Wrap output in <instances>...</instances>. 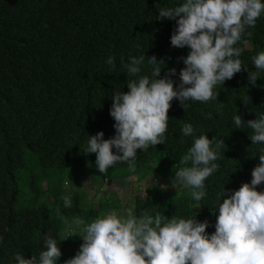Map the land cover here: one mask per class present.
<instances>
[{
    "label": "trees",
    "instance_id": "1",
    "mask_svg": "<svg viewBox=\"0 0 264 264\" xmlns=\"http://www.w3.org/2000/svg\"><path fill=\"white\" fill-rule=\"evenodd\" d=\"M183 2L0 0V264H16L18 251L27 259L33 254L38 257L49 233L58 239L62 252L57 264H65L83 244L76 236L83 234V226L75 221L83 219L88 224L102 218L99 210L120 217H126L131 209L137 216L148 211L169 219L175 215L206 220L211 235L219 215L218 195L225 188L224 198H228L243 183L251 182L264 144L252 145L251 130L246 123L235 128L233 117L239 114L247 122L264 113V72L253 86L248 71H256L252 58L264 51V14L254 28L246 30L252 32L251 37H244L247 44L237 45L244 49L241 59L248 70L217 86L218 99L189 101L187 112L174 100L165 144L138 151L134 167L117 164L105 175L95 168L96 155L84 154L88 136L102 131L104 138L110 139L116 134L110 116L111 95L115 89L127 92V80L131 79L121 58L129 63L131 57L156 56L166 64L161 65L165 67L161 78L175 68L177 74L171 79L179 87V72L185 67L181 58L190 49L173 47L176 21L157 17L160 8H174ZM109 56L114 57V70L106 62ZM150 71L145 60L141 75H150ZM185 123L192 124L193 136L182 135ZM204 134L209 139L222 138L226 146L216 161L218 171L205 181L207 195L201 201L191 198L190 188L178 187L180 194H173L168 187L155 186L150 195L136 194L128 209H123L114 191H110L112 198L98 200V206L92 208L85 203L86 195L84 201L78 195L83 189L65 188L64 173L75 174L77 180L86 178L92 185L104 180L109 186L124 184L130 178L136 186L153 178L154 184L158 177L171 186L180 159L194 138ZM27 157L38 173L30 175V196L25 199L20 195L18 172ZM257 190L264 192V184ZM65 195L71 199L67 208L61 198ZM64 226L68 230L62 236Z\"/></svg>",
    "mask_w": 264,
    "mask_h": 264
},
{
    "label": "clouds",
    "instance_id": "2",
    "mask_svg": "<svg viewBox=\"0 0 264 264\" xmlns=\"http://www.w3.org/2000/svg\"><path fill=\"white\" fill-rule=\"evenodd\" d=\"M158 11L157 19L177 23L171 45L190 49L181 58L185 67L179 72V87L171 79L177 74L175 68L161 78L164 60L141 55L124 63L121 58L131 79L127 80V92L115 89L111 95L110 116L115 121L116 134L110 139H105L102 131L88 136L83 149L86 155H96L95 168L103 175L117 164L134 167L138 151L146 152L149 146L165 144L174 100H179L187 112L189 101L207 103L218 99L217 86L248 70L241 59L244 49L237 45L247 44L244 37H251L252 32L246 30L254 28L264 14V3L261 0H184L180 6ZM145 60L151 68L150 75H141ZM252 60L256 71L248 70L249 82L256 86L264 72V51ZM106 62L115 69L114 57L109 56ZM233 121L237 129L246 123L251 130L252 145L264 144V113L247 122L238 114ZM181 132L185 137L193 136L194 128L191 123H185ZM225 146L222 138L209 139L207 134L194 138L179 161L172 187L190 188L193 200H203L207 195L205 181L218 171L220 166L216 161ZM258 158L250 183H243L228 198H224L225 188L218 195L221 202L216 210L219 215L213 234L207 233L206 220L199 222L196 218L175 215L169 219L148 211L137 216L131 209L126 217L109 213L88 224L78 219L75 223L83 226V234L76 236L83 239V244L65 264H264V192L257 190L264 184V154ZM61 198L64 207L71 206L69 196ZM72 237L69 232V238ZM43 249L38 257L33 254L31 259L18 251L14 260L16 264H57L62 252L58 239L51 233L44 237Z\"/></svg>",
    "mask_w": 264,
    "mask_h": 264
},
{
    "label": "rangeland",
    "instance_id": "3",
    "mask_svg": "<svg viewBox=\"0 0 264 264\" xmlns=\"http://www.w3.org/2000/svg\"><path fill=\"white\" fill-rule=\"evenodd\" d=\"M24 164H25V167L20 169L18 172V186L20 188V193H21L20 195L23 198L28 199L30 196V194H29L30 186H29L28 180H29V177L31 174H37L38 173V169L33 166L32 161L30 160V157H27ZM65 168L68 169L69 164H66ZM153 179L146 180L145 184L140 183L139 185L136 186V183L134 182V178H130V182L127 181L124 184H123V182L122 183L121 182L120 183L115 182L114 185L109 186L107 184L104 185L106 183L105 181L104 182L100 181L96 184L93 183V185H92V184H90V181L87 180L86 178H83L81 180H77L75 174L71 175V174L64 173V175H63V181L65 182L64 183L65 188L67 190H74L75 189L76 192L79 189H83L84 191H82V193L79 192L78 195L82 201H84L83 195H86L87 200L85 203L87 205H91L92 208H96L98 206V200H105L108 196H109V198H112L114 195H112V193L110 191H114L117 194L118 198L121 200L123 209L129 208L130 203H132L133 198L136 196V194L139 193L142 196H144L146 194L150 195L151 194V187H155V186H159L162 188L168 187L173 194H180V191L178 189L179 186H177V188L175 189L172 187V185L168 186L166 181H164V180L159 181L158 177H156L157 182H155L153 184L152 183ZM78 181H79V183H78ZM130 184L132 186H130ZM131 187H133V188L131 189ZM17 205L20 206L21 203L18 201ZM99 213L101 214L102 217H104L107 214L112 213V212H107L106 210H99ZM67 230H68L67 227L64 226L63 230H62V236H65ZM74 233H75V231H74ZM72 249H73V247H71V249H68V250L71 251Z\"/></svg>",
    "mask_w": 264,
    "mask_h": 264
}]
</instances>
